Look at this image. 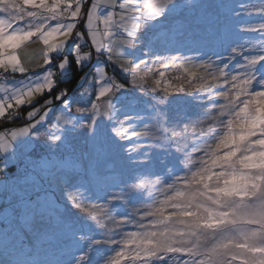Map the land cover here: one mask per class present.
Instances as JSON below:
<instances>
[{
	"label": "snow or ice",
	"instance_id": "6c2138e0",
	"mask_svg": "<svg viewBox=\"0 0 264 264\" xmlns=\"http://www.w3.org/2000/svg\"><path fill=\"white\" fill-rule=\"evenodd\" d=\"M77 66L91 92L70 98ZM0 80V118L28 106L0 188L47 182L5 218L0 264H264V0H0Z\"/></svg>",
	"mask_w": 264,
	"mask_h": 264
},
{
	"label": "rangeland",
	"instance_id": "374dc122",
	"mask_svg": "<svg viewBox=\"0 0 264 264\" xmlns=\"http://www.w3.org/2000/svg\"><path fill=\"white\" fill-rule=\"evenodd\" d=\"M236 2H241V0H236ZM243 2H247V0H243ZM248 20H249L248 17L241 16L235 21V23L241 27H244ZM252 22H256L255 16H253ZM39 47H40V44L38 42H36L35 39H33L32 41L24 42V44L21 45V49L23 51V54L18 52V55L20 56L22 62H25L28 60H33V59H39L40 58L38 55ZM84 50L87 51L88 49L85 48ZM112 66L115 67L116 70L120 71L118 66H115V65H112ZM81 72H83V70ZM108 72H109V75H112L110 73V71H108ZM86 74H87V79L83 82L82 85H81V81H80L79 89H76L73 93H71L70 98L78 97L81 93H83L85 91V89H87L89 93L91 92L90 85H91L92 78H93L92 73L91 74L86 73ZM7 75H8V79L13 78V76L19 77V74H7ZM5 83H6V81L0 80V84H5ZM59 86H60V84H59ZM63 89H66V88L63 87L61 90H63ZM0 95H2V93H0ZM27 107L28 106H24V108H26L25 111H24V108L21 110H17L21 113L17 118L24 116V118L26 119V115L24 113H26ZM5 121H9V120H5L3 118H0V126H2V124L5 123ZM10 121H14V119L10 120ZM9 129H11V128H9ZM9 129H0V131L7 132ZM74 145H75V155L76 156H79L81 153L86 152V147H85L84 141L81 138H77V140L74 141ZM15 147H16V144H15V142H13L12 148H9L8 152H5L4 149L0 148V161L5 160L8 157L9 153H11ZM47 155H48L47 150L43 147L38 146L32 152V159L33 160H40L42 157H45ZM56 159L57 160L62 159L66 163L72 162L70 155L67 153H58L56 156ZM80 163L82 165L86 166L88 163V157L85 155L81 159ZM10 165L16 166L15 171L12 172L10 170V167H9ZM0 166H2V165H0ZM169 166H171V164H169ZM25 167H26V165L20 160H10L8 162L7 169H5V171H3V172H6L8 174L7 179L2 180L0 178V184H2L4 181L11 182V181L17 179L18 177H22V173H23V170L25 169ZM29 171H31L30 168H29ZM37 181H38V183H36V184H33L31 182L18 183L17 185H15L14 191L9 190L6 192L3 190V188H0V229L4 228L6 226L4 223V220L6 217H11L14 221H18L19 214L22 211V208L20 207L22 201L34 200L36 198L37 190H42V189L47 188L46 180L41 179L39 177V175H37ZM57 195H59V193H57ZM91 202L92 203H100V201H96V200H93ZM44 227H45V222L38 219L35 222L32 231H28L26 229H21V234L23 236V243L26 245H29V246H34L35 245V237L33 235V232L42 230ZM128 230L133 231L135 229L130 227V228H128ZM109 255H111V253H109ZM10 259H11V256L6 255L3 252V250L0 249V261L6 262Z\"/></svg>",
	"mask_w": 264,
	"mask_h": 264
},
{
	"label": "trees",
	"instance_id": "16d2710c",
	"mask_svg": "<svg viewBox=\"0 0 264 264\" xmlns=\"http://www.w3.org/2000/svg\"><path fill=\"white\" fill-rule=\"evenodd\" d=\"M160 54H165V53H160ZM83 70V72H81ZM92 68L88 67V68H81L79 66H77L74 70L70 71V78L68 80H66L65 82L61 83L59 86V90H61L63 87L66 89H70V94L73 93L76 89H79V84H80V77L86 75V73H92ZM108 71H110V73L116 77L117 79H122L123 78V74L121 73V71H118L115 69V67H113L112 65L108 66ZM84 73V74H83ZM180 73L178 72H173L170 68L168 69V71L166 72V76L169 78V80H172L173 83H176L174 77L179 76ZM26 108H24L25 111ZM24 113V112H23ZM25 120L24 116L19 117L14 119V121H5L4 124H2V126H0V129H9L12 127H16V126H21L23 121ZM10 170L13 172L16 169V166L14 165H10ZM8 174L6 172H0V178L2 180L7 179Z\"/></svg>",
	"mask_w": 264,
	"mask_h": 264
}]
</instances>
